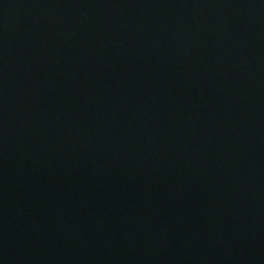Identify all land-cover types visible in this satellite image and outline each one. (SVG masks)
<instances>
[{
    "label": "water",
    "instance_id": "1",
    "mask_svg": "<svg viewBox=\"0 0 264 264\" xmlns=\"http://www.w3.org/2000/svg\"><path fill=\"white\" fill-rule=\"evenodd\" d=\"M100 264H264V0H18Z\"/></svg>",
    "mask_w": 264,
    "mask_h": 264
}]
</instances>
